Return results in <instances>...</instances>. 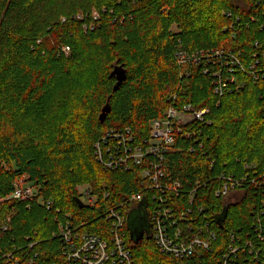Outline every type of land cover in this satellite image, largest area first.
Instances as JSON below:
<instances>
[{
  "label": "trees",
  "instance_id": "obj_1",
  "mask_svg": "<svg viewBox=\"0 0 264 264\" xmlns=\"http://www.w3.org/2000/svg\"><path fill=\"white\" fill-rule=\"evenodd\" d=\"M255 41L264 42V0H0V264H7V252L30 256L31 264H61L63 242L52 233L54 220L64 214L84 230L105 233L108 207L138 190L141 167L104 168L94 143L109 128L126 127L141 142L152 119L162 118L169 106L186 104L209 109L205 123L195 125L202 148L178 137L176 146L184 151L168 155V169L184 182H208L195 204L204 207L219 246L194 262L218 264L229 231L249 227L251 205L263 191L259 180L247 182L244 199L227 206L213 193L220 172L249 178L253 170L264 173V78L252 82L238 72L244 84L218 97L201 67L181 74L175 52L232 47L249 59ZM117 65L125 78L113 90L111 71ZM190 146L194 152H188ZM207 155L214 160L211 168ZM22 177L36 197L7 198ZM80 184L96 195L94 207L75 202ZM138 204L149 219L145 200ZM125 221L134 264H181L160 253L142 226H136L143 236L135 242L127 215Z\"/></svg>",
  "mask_w": 264,
  "mask_h": 264
},
{
  "label": "built area",
  "instance_id": "obj_2",
  "mask_svg": "<svg viewBox=\"0 0 264 264\" xmlns=\"http://www.w3.org/2000/svg\"><path fill=\"white\" fill-rule=\"evenodd\" d=\"M223 14L231 16L230 11H223ZM93 17L98 18L95 11ZM76 18L80 19L81 15H76ZM226 29L227 26L223 30ZM231 35L234 37L233 32ZM254 44L257 50L249 59H244L243 53L232 47L190 52L179 50L175 52V58L181 67V74L188 75L189 69L195 66L201 67L203 73L210 74L214 94L222 97L244 84V80H238V72L252 82L264 78V42L260 45L255 41ZM67 49L63 48L64 51ZM208 112V108H195L190 104L179 108L169 106L162 118L150 121L148 137L141 142L134 140L128 127L106 130L101 139L94 143L96 160L108 170L129 171L134 166H140L139 188L118 205L108 207L104 215L108 223L105 233L84 230L81 228L83 223L76 225L70 214H64L62 219L56 218L57 229L52 236L63 242L61 264H134L125 241V212L144 200L150 210L152 240L160 253L170 255L181 264H197L195 257L201 258L204 251L219 246L215 230L203 215L204 207L195 204L198 190L208 182L200 178L184 182L174 178L168 169V155L184 151V148L176 146L178 137L190 141L194 139L202 148L197 138L199 129L195 125L205 123ZM186 149L194 152L195 147ZM205 159L211 168L214 160L208 155ZM244 168L254 169L255 165L245 164ZM251 174V178L248 174L234 177L224 172L216 176L218 184L213 193L224 206L239 204L244 199L247 182L259 180L263 190L257 205H251L249 227L241 225L236 232L229 231V239L223 242L218 264H264V173L253 170ZM257 174L258 179H255L254 175ZM84 186L83 190L77 189L78 197L81 201L84 197L86 202H82L94 207L97 197L89 186ZM35 197L36 190L26 177L15 181L7 196L20 201H30ZM38 199L45 208L52 207L50 200ZM200 215L203 216L202 221L199 220ZM4 257L7 264L33 262L32 257H20L15 252H7Z\"/></svg>",
  "mask_w": 264,
  "mask_h": 264
},
{
  "label": "rangeland",
  "instance_id": "obj_3",
  "mask_svg": "<svg viewBox=\"0 0 264 264\" xmlns=\"http://www.w3.org/2000/svg\"><path fill=\"white\" fill-rule=\"evenodd\" d=\"M173 30H175V26H173ZM85 184H80L76 186V189L83 190L85 188ZM88 186V185H86ZM82 201L86 202V199L82 197ZM125 215H127V225L132 230L136 226H142L145 232V235L148 236L151 233V229L149 226V219L147 216L146 209L142 206V204H136L126 210Z\"/></svg>",
  "mask_w": 264,
  "mask_h": 264
},
{
  "label": "water",
  "instance_id": "obj_4",
  "mask_svg": "<svg viewBox=\"0 0 264 264\" xmlns=\"http://www.w3.org/2000/svg\"><path fill=\"white\" fill-rule=\"evenodd\" d=\"M111 75H113L116 79V82L113 86V90H117L120 83L122 82V80H124L125 78V70L123 69L122 66L120 65H117V66H114L113 70L111 71ZM109 111V107H108V103L103 107L102 109V112L99 116V119L100 121L102 122L104 120V117H105V113ZM74 200L75 202L81 207L83 204V202L79 199V197L75 196L74 197ZM225 211V210H224ZM224 217V212L217 216V220L218 221H221ZM130 234H131V238L137 242L139 241V239L142 238L143 236V230L140 228V229H137L136 227L133 228L131 231H130Z\"/></svg>",
  "mask_w": 264,
  "mask_h": 264
}]
</instances>
